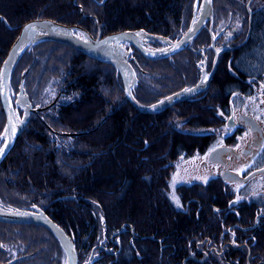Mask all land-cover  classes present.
Returning a JSON list of instances; mask_svg holds the SVG:
<instances>
[{
  "label": "trees",
  "instance_id": "16d2710c",
  "mask_svg": "<svg viewBox=\"0 0 264 264\" xmlns=\"http://www.w3.org/2000/svg\"><path fill=\"white\" fill-rule=\"evenodd\" d=\"M193 3L0 0V68L29 20L46 18L91 34L98 26L102 34L142 29L172 39L181 33ZM215 3L217 21L225 22L231 14L234 28L218 41L241 42L243 0ZM262 20L254 15L248 41L219 58L199 97L157 113L131 105L110 64L57 41L27 46L11 78L15 116L23 112L15 103L20 83L33 106H49L31 113L0 163V208L41 209L69 235L81 261L98 252L88 264H264V214L254 222L264 201L247 197L243 204V194L220 177L178 183L180 191L173 194L179 207L169 188L173 162L207 151L220 118L243 99V47L246 72L264 71V15ZM208 41V34L201 33L195 46L200 50ZM174 57L173 62L154 61L152 89L145 63L138 64L133 95L137 91L139 102L159 99L160 92L194 80L202 64L199 52L185 50ZM4 125L0 103V136ZM78 131L85 132L67 134ZM237 197L241 199L233 203ZM59 249L56 237L43 226L0 221V260L60 264L61 256L54 252Z\"/></svg>",
  "mask_w": 264,
  "mask_h": 264
},
{
  "label": "flooded vegetation",
  "instance_id": "af4514ba",
  "mask_svg": "<svg viewBox=\"0 0 264 264\" xmlns=\"http://www.w3.org/2000/svg\"><path fill=\"white\" fill-rule=\"evenodd\" d=\"M215 2L216 0H213L212 2V21L207 20L205 24L201 27L199 32L195 35V37L192 38L183 49H181L175 54L169 55L167 57L148 58L146 56L141 55L135 48L134 44L124 40L121 41L125 46V48L129 51L128 61L132 65L136 77L139 70L138 64L140 62L145 63V71L149 73L148 76L150 78L148 87L152 89L153 81L151 80V76L153 75L154 71H156L154 61L157 62L161 60V61L173 62L176 59L174 56H176L177 54L185 50H193L194 52H199L200 56L202 57V64L199 65L198 74L196 75L194 80H190L186 86L181 87V88L184 87L189 88L198 82V80L202 75L203 70H205L206 73L210 72V70L213 67V61L215 55L216 53H218L215 69L213 71V74L209 80L207 87L203 91L199 92L194 97H191L189 99L199 97L208 88L210 81L216 71L219 58L223 54L233 51L234 49L240 47L242 44L244 45L248 41L252 31V23H253L254 15L256 14V20H259L260 22L263 21L262 18L264 15V9H263L264 0H243V40L235 44L220 43L218 39L223 34H225V37H229V33L227 32H231V30H233L234 28L230 23L231 14H229V18L227 19V21L225 22L222 20H220L221 22L217 21L218 16L216 17L217 11L215 9V5H216ZM201 6H202V0H194L189 19L184 23V25L180 27L181 33L176 38L169 39L165 36L150 34L142 29H132V30H122V31H132L134 33L136 41L141 46L144 45V46H149L151 48L161 47L162 49L160 48V50H163L167 48L173 41L178 40L187 30V28L189 27L191 22H193L194 19L197 21L201 13ZM219 6H221V3H219ZM249 22H250V33L247 39L244 41L246 34L248 32ZM136 33H140V35L137 36ZM201 33H207L209 41L206 46L198 50V48L195 46L196 39ZM98 34L100 36L106 35V34H102L100 29L99 30L97 29V33L95 35L97 36ZM212 37H213V43L211 41ZM246 51L247 50H245V48L243 47V99L237 100L235 105H230L228 114H226L223 117V120L222 118H220L216 126L217 128L213 132L212 143L214 144L215 141V144L214 145L212 144L213 147L208 149L206 154V159L211 164L220 165V170H221L220 178L224 181V183H227L229 186L235 188L236 191L241 192L243 194V204L246 201L245 199H247V197L254 198L255 200L261 199V204H262L264 201V185L262 184L259 187L258 186L252 187L251 185H249V183L253 179L264 175V71L262 72L257 71L256 73L246 72L247 71L246 61H245L247 56ZM207 55L208 56L211 55V59L209 61L206 58ZM143 59L147 61H143ZM135 85L133 86V88L135 87ZM176 85L172 87L174 88ZM133 88H132V93H133ZM179 89H176L166 94L160 92L159 94H161L162 96L160 98L163 99L164 97L174 93ZM136 93L137 91L134 93V95ZM160 98L155 99L153 101H147L142 104L148 105L161 100ZM233 113H235L234 118L232 119V121H230L229 117H233ZM242 114H243V119H240L239 115ZM244 115L251 117L254 120V122L250 123L249 120H247L244 117ZM225 130L226 132L224 133ZM219 133L221 134V136L216 137V134ZM1 137L2 135L0 136V140L2 143ZM215 148H221V152L215 156L214 160H209L207 158V155L211 150ZM237 186H241V187L238 188ZM31 211H35V210H31ZM261 214H264V211L256 212L254 216L255 223H256V219ZM10 224H22V223H10ZM54 237L56 236L54 235ZM246 237L247 235L243 233V239H245ZM160 239L161 238H159V240ZM57 242L59 243L61 250L60 249L55 250L54 252L59 253V255L61 256L60 264H65L66 253L58 239ZM116 242L118 244V241H115V243ZM76 252H77L78 264H88L89 261L92 259V257H95L96 254H98V252L94 253V251L93 252L91 251L89 252L87 260L81 261L79 259V254L77 250ZM106 252L109 253V250ZM14 260L15 258L8 260H0V262L10 261L11 264H14L13 263Z\"/></svg>",
  "mask_w": 264,
  "mask_h": 264
},
{
  "label": "water",
  "instance_id": "95a60500",
  "mask_svg": "<svg viewBox=\"0 0 264 264\" xmlns=\"http://www.w3.org/2000/svg\"><path fill=\"white\" fill-rule=\"evenodd\" d=\"M212 2L213 0H210V2H208V0H202L201 13L197 19V23L194 25L193 22H191L183 35L178 40L173 41L167 48H165L167 49L166 52L159 50L149 53L145 51L142 46L136 41L134 33L132 31H119L107 34L101 38L99 37V35L96 38H93L86 31L82 30L79 27L66 26L57 23L54 20L46 18L33 19L25 22L20 27L17 36L11 43L7 55L3 60L0 68V103L5 114V125L2 132V143L0 146V148L4 149V153L0 155V163L13 149L18 137L20 136L29 120L31 112L38 109V107L32 108L29 98L23 89L22 83H20L18 87V94L15 99V103L19 104L24 109L23 115L19 119H17L15 116L13 101L11 98L12 73L17 61L19 60L27 46L38 41H57L68 44L73 48L85 53L86 55L97 59L98 61L111 64L121 77L124 93L131 105L142 112L156 113L182 100L194 97L196 94L203 91L207 87L215 69L218 53H216L215 55L213 67L210 72L206 73V71L203 70L200 79L195 85L189 88L184 87L183 89L176 91L157 102L146 105L139 103L136 99H133L134 96L132 93V88L136 84L137 78L133 67L128 61L129 51L126 53L122 46H116L113 42L124 40L132 43L144 56L148 58L167 57L169 55L175 54L183 49L187 45V43L195 37V35L199 32V30L207 20L212 21ZM29 25H36V27L26 28V26ZM77 29L83 31L87 35V38L83 37V39H81V36L75 34L74 30ZM189 29H194V31L189 33ZM185 33H189V35L185 36ZM249 33L250 22L248 32L244 41L249 36ZM180 41L184 42L181 43V46L179 48L173 50L174 45H176ZM211 41L213 43V37L211 38ZM6 61L7 63H5ZM205 76H207V79H205ZM186 89H192V91H185ZM129 92H131V96L128 95ZM168 97H171L172 99L167 100L166 98ZM160 101L165 102L163 104H160ZM153 105H157V107L153 108ZM244 117L249 120L250 123L254 122L251 117L247 115H244ZM239 118L243 119V114L239 115ZM22 120L25 121L23 124L20 123V121ZM230 121H232V119H230ZM6 128L9 129L7 133H5ZM5 144H7L8 147L5 148ZM220 152L221 148H215V151L211 150L208 153L207 158L209 160H214L215 156ZM18 212L22 214L18 215L14 214L15 212L8 211L0 213V221L6 223L36 224L47 228L57 237V239L61 243L66 253V260H69L70 257V264H78L76 248L71 238L44 211H42L41 209H37L35 211L24 210ZM0 264H11V262H0Z\"/></svg>",
  "mask_w": 264,
  "mask_h": 264
},
{
  "label": "rangeland",
  "instance_id": "374dc122",
  "mask_svg": "<svg viewBox=\"0 0 264 264\" xmlns=\"http://www.w3.org/2000/svg\"><path fill=\"white\" fill-rule=\"evenodd\" d=\"M43 19V18H41ZM58 23V22H57ZM61 24V23H60ZM64 25V24H63ZM67 26V25H66ZM75 27H79V26H75ZM81 28V27H79ZM98 30L100 29V27L98 26L97 27ZM82 30L86 31L85 29L81 28ZM19 31V30H18ZM89 35H91L93 38H96L97 36L95 34H91L89 33L88 31H86ZM119 32V31H117ZM74 33L75 34H78L79 36L81 37H85L87 38V35L83 32V31H80V30H74ZM112 33H115V32H112ZM111 34V33H109ZM107 35V34H106ZM105 36V35H103ZM103 36H100L99 37H103ZM52 41V40H50ZM114 41L113 43L116 45V46H122L125 50V52L127 53V49L125 48V46L123 45V43L121 41H118L116 42ZM68 45V44H67ZM136 48V47H135ZM142 48L149 52V53H152V52H156V51H159L161 47H155V48H151L149 46H144L142 45ZM137 49V48H136ZM162 49V48H161ZM137 51L143 55L138 49ZM81 52V51H80ZM83 53V52H82ZM84 55H86L85 53H83ZM88 56V55H86ZM144 56V55H143ZM90 57V56H88ZM92 58V57H91ZM95 59V58H93ZM97 60V59H95ZM98 61V60H97ZM111 65V64H110ZM112 66V65H111ZM132 66V65H131ZM115 69V68H114ZM119 75V74H118ZM120 76V75H119ZM137 78V77H136ZM20 85V84H19ZM123 85V83H122ZM24 89V88H23ZM123 89V92H124V88L122 87ZM183 89V88H181ZM179 89V90H181ZM177 90V91H179ZM176 92V91H175ZM26 93V92H25ZM17 94H18V91H17ZM16 94V96H17ZM27 94V93H26ZM125 95V93H124ZM28 96V95H27ZM126 97V95H125ZM29 98V97H28ZM165 98V97H164ZM16 99V98H15ZM127 99V98H126ZM136 99V98H135ZM189 99V98H187ZM128 100V99H127ZM137 100V99H136ZM30 101V99H29ZM138 101V100H137ZM184 101V100H182ZM181 101V102H182ZM139 102V101H138ZM31 103V101H30ZM140 103V102H139ZM142 104V103H141ZM176 104V103H175ZM32 105V103H31ZM174 105V104H173ZM171 105V106H173ZM49 104H47L46 106H33L32 105V108H37V110L35 111H40L42 110L43 108H46L48 107ZM168 108V107H167ZM33 111V112H35ZM4 112V111H3ZM23 112H24V109H23ZM23 112H22V115H23ZM32 113V112H31ZM5 115V114H4ZM31 116V114H30ZM17 119L21 118V117H16ZM30 118V117H29ZM29 121V120H28ZM28 123V122H27ZM27 125V124H26ZM25 125V126H26ZM25 128V127H24ZM85 131H78V132H68L67 134L68 135H78V134H82L84 133ZM226 132V130L224 131V133ZM223 133V132H222ZM221 136V134H216V137H219ZM2 138V137H1ZM218 141V140H217ZM220 141V140H219ZM219 143V142H217ZM216 143V144H217ZM214 144H215V141H214ZM213 144V145H214ZM213 145L210 146V148L213 147ZM243 145V144H242ZM0 146H1V140H0ZM209 148V149H210ZM208 151V150H207ZM207 151H205L204 153H197V152H193L191 153L190 155L188 156H181L179 157L178 159H176V161L173 162V165L172 167L174 168V172L171 176V182H170V186L169 188L171 189L170 192L173 194V193H176V192H179L180 190H178V183H181V185H184V183H191V182H200V181H205L209 178H212V177H220V173H221V170H220V165L219 164H211L210 162L207 161L206 159V154H207ZM175 177L177 183L175 185V187L173 188L172 186V181H173V178ZM227 184V183H226ZM264 185V175L262 176H259L258 178H255L253 179L252 181H250L249 185H251L252 187H256V186H260V185ZM181 188H183L184 186H181ZM1 209V208H0ZM8 212H16L14 210L12 211H8ZM55 222V221H54ZM56 223V222H55ZM57 224V223H56ZM58 225V224H57ZM41 226V225H40Z\"/></svg>",
  "mask_w": 264,
  "mask_h": 264
},
{
  "label": "snow or ice",
  "instance_id": "6c2138e0",
  "mask_svg": "<svg viewBox=\"0 0 264 264\" xmlns=\"http://www.w3.org/2000/svg\"><path fill=\"white\" fill-rule=\"evenodd\" d=\"M208 2H210V0H208ZM197 23V21L194 19L193 20V24L195 25ZM36 27V25H29V26H26V28H35ZM192 31H194V29H189V33H191ZM189 33H185L184 35L185 36H188L189 35ZM136 35L137 36H139L140 35V33H136ZM81 39H83V37H81ZM184 41H180V42H178L176 45H174V47H173V50H175L176 48H179L180 46H181V43H183ZM161 51H167V49H164V50H161ZM5 63H7V61L5 62ZM205 79H207V76H205ZM185 91H192V89H186ZM128 95L129 96H131V92H129L128 93ZM133 99H135L134 97H133ZM167 100H171L172 98L171 97H168V98H166ZM165 101H160L159 103L160 104H163ZM153 108H156L157 107V105H153L152 106ZM221 115H223V113H221ZM234 115H235V113H233V117H229V119H233L234 118ZM25 121H20V123L21 124H23ZM9 131V129H5V133H7ZM6 147H8V145L7 144H5V148ZM212 151H215V149H213ZM4 153V149H2V148H0V155H2ZM176 183H177V181H176V179H175V177L173 178V181H172V186H173V188L175 187V185H176ZM238 188L239 187H241V186H237ZM173 199H174V201H175V203L177 204V206L179 207L180 206V202H179V199L177 198V197H175V195L173 194ZM241 199V197H237V200L236 201H233V203H237V202H239V200ZM7 211H11V210H5V209H0V213H4V212H7ZM14 214H22V213H19L18 211L17 212H15ZM65 264H70V257H69V260H66L65 261Z\"/></svg>",
  "mask_w": 264,
  "mask_h": 264
},
{
  "label": "bare ground",
  "instance_id": "6f19581e",
  "mask_svg": "<svg viewBox=\"0 0 264 264\" xmlns=\"http://www.w3.org/2000/svg\"><path fill=\"white\" fill-rule=\"evenodd\" d=\"M157 113V112H156ZM2 139V138H1Z\"/></svg>",
  "mask_w": 264,
  "mask_h": 264
}]
</instances>
